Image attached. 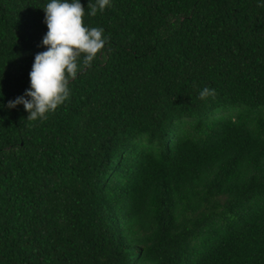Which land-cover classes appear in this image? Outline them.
I'll return each mask as SVG.
<instances>
[{
  "label": "trees",
  "instance_id": "obj_1",
  "mask_svg": "<svg viewBox=\"0 0 264 264\" xmlns=\"http://www.w3.org/2000/svg\"><path fill=\"white\" fill-rule=\"evenodd\" d=\"M47 2L0 0V264H264V5L81 0L107 43L33 121Z\"/></svg>",
  "mask_w": 264,
  "mask_h": 264
},
{
  "label": "clouds",
  "instance_id": "obj_2",
  "mask_svg": "<svg viewBox=\"0 0 264 264\" xmlns=\"http://www.w3.org/2000/svg\"><path fill=\"white\" fill-rule=\"evenodd\" d=\"M111 3L112 0H95L88 4L87 14L95 16ZM258 3L264 5V0ZM42 9L48 29L42 40L46 50L34 57L29 73L30 87L7 103L8 109L23 105L27 119L33 121L47 119L49 113L70 98V78H75L84 67H91L108 40L102 27L84 24L86 10L81 0H48ZM211 92L214 90L204 88L201 99Z\"/></svg>",
  "mask_w": 264,
  "mask_h": 264
}]
</instances>
